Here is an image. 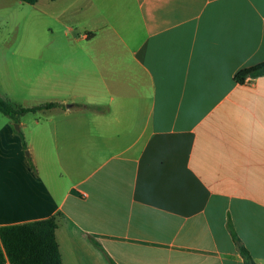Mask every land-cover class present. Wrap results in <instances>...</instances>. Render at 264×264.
Wrapping results in <instances>:
<instances>
[{"label":"crops","instance_id":"crops-1","mask_svg":"<svg viewBox=\"0 0 264 264\" xmlns=\"http://www.w3.org/2000/svg\"><path fill=\"white\" fill-rule=\"evenodd\" d=\"M84 3L94 69L0 118V227L56 217L62 264H243L229 224L264 264V76L234 80L264 62V0Z\"/></svg>","mask_w":264,"mask_h":264},{"label":"rangeland","instance_id":"rangeland-1","mask_svg":"<svg viewBox=\"0 0 264 264\" xmlns=\"http://www.w3.org/2000/svg\"><path fill=\"white\" fill-rule=\"evenodd\" d=\"M84 1L41 0L33 7L17 0H0V96L21 106L45 105L50 99L48 78L70 83L76 78L74 68L79 69L82 63L94 69L93 63L78 62L76 57L84 44V23L78 11ZM40 9L47 10L49 17ZM32 44L36 54H30ZM14 50L21 55L12 56ZM45 113H29L20 120L29 125ZM0 118L5 116L0 114Z\"/></svg>","mask_w":264,"mask_h":264},{"label":"trees","instance_id":"trees-1","mask_svg":"<svg viewBox=\"0 0 264 264\" xmlns=\"http://www.w3.org/2000/svg\"><path fill=\"white\" fill-rule=\"evenodd\" d=\"M27 5H34L38 0H17ZM264 76V62L246 68L234 77L237 83L247 78ZM55 104L39 105L25 108L11 104L0 96V114L17 123L21 117L29 113L47 111ZM22 146L26 149L22 135L19 133ZM56 217L19 225L0 227V260L8 264H62L59 247L55 238ZM232 239L240 253L243 264H254L248 250L243 246L232 227L228 224Z\"/></svg>","mask_w":264,"mask_h":264}]
</instances>
